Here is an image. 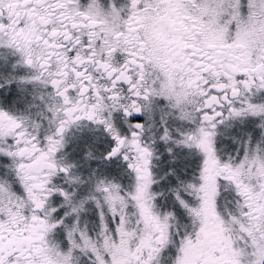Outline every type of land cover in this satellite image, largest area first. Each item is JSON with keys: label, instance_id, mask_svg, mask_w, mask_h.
I'll return each instance as SVG.
<instances>
[{"label": "snow or ice", "instance_id": "obj_1", "mask_svg": "<svg viewBox=\"0 0 264 264\" xmlns=\"http://www.w3.org/2000/svg\"><path fill=\"white\" fill-rule=\"evenodd\" d=\"M0 264H264V0H0Z\"/></svg>", "mask_w": 264, "mask_h": 264}]
</instances>
